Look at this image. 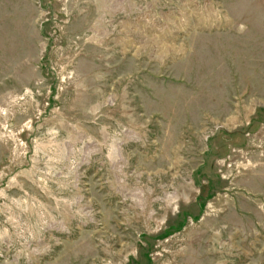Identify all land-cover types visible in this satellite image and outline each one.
I'll return each instance as SVG.
<instances>
[{
    "label": "rangeland",
    "instance_id": "1",
    "mask_svg": "<svg viewBox=\"0 0 264 264\" xmlns=\"http://www.w3.org/2000/svg\"><path fill=\"white\" fill-rule=\"evenodd\" d=\"M0 264H264V0H0Z\"/></svg>",
    "mask_w": 264,
    "mask_h": 264
}]
</instances>
